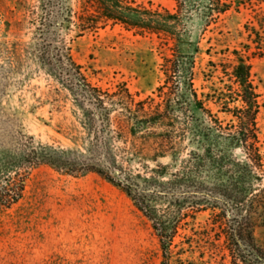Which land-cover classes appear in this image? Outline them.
<instances>
[{"label":"trees","instance_id":"1","mask_svg":"<svg viewBox=\"0 0 264 264\" xmlns=\"http://www.w3.org/2000/svg\"><path fill=\"white\" fill-rule=\"evenodd\" d=\"M36 1L15 0L36 21L41 64L75 97L82 129L74 128L73 145L39 144L0 162V169L15 172L0 181V212L24 197L29 169L47 165L76 177L95 173L124 192L151 222L164 264H170L180 229L207 209L211 226L205 236L228 251L223 258L230 256L231 264H264V144L252 65L237 56L229 75L238 87L228 86L217 96L225 104L222 110L233 115L226 122L194 86V56H165V80L157 88L161 100H136L128 88L109 92L93 85L60 38L72 27L82 35L120 24L138 34L166 36L178 46L188 34L185 20L197 16L209 25L230 10L232 1L173 0L174 10L136 0ZM236 100L241 105L230 108L228 102Z\"/></svg>","mask_w":264,"mask_h":264},{"label":"rangeland","instance_id":"2","mask_svg":"<svg viewBox=\"0 0 264 264\" xmlns=\"http://www.w3.org/2000/svg\"><path fill=\"white\" fill-rule=\"evenodd\" d=\"M136 1L175 7L173 0ZM231 1L230 10L209 25L197 16L185 20L188 34L178 46L166 36L138 34L120 24L82 35L72 27L60 38L93 85L109 92L128 88L136 100H161L157 88L165 80V56H194V86L226 122L233 115L222 110L217 96L228 86L237 89L229 74L237 56L245 58L259 94L264 144V0ZM36 26L15 0H0V162L39 144L73 145L74 128L82 129L75 97L41 64ZM28 171L24 197L0 212V264H164L151 222L120 189L95 173L76 177L47 165ZM9 174L15 172L0 169V181ZM210 214L199 212L180 229L170 264H231L230 256L223 258L227 250L207 241Z\"/></svg>","mask_w":264,"mask_h":264}]
</instances>
